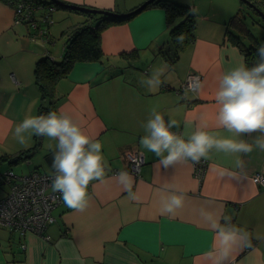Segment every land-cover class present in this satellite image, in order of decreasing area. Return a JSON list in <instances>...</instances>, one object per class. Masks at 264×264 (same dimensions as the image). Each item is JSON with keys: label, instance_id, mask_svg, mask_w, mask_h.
<instances>
[{"label": "crops", "instance_id": "crops-1", "mask_svg": "<svg viewBox=\"0 0 264 264\" xmlns=\"http://www.w3.org/2000/svg\"><path fill=\"white\" fill-rule=\"evenodd\" d=\"M18 1L0 0V173L23 162L29 172L54 174L56 142L33 135L20 145L14 130L26 117L39 115L42 97L35 81L36 62L42 57L59 62L67 39L64 31L82 22L86 12L49 0H28L36 5L32 20L18 21L14 12ZM60 1L127 14L146 0ZM173 1L189 5L196 21L194 40L173 63L163 54L173 52L165 12L150 5L106 22L99 32L102 59L75 62L56 81L53 110L72 116L84 133L102 144L106 177L90 182L89 206L83 212L68 208L61 198L52 212L55 221L45 230L48 239L0 227V264H210L206 253L214 234L198 211L206 205L231 216L232 223L251 235V248L234 254L233 264H264V187L253 180L255 174L264 175V151L254 148L242 156L239 169L233 166V157L212 153L198 178L191 161L165 170L140 144L153 109L166 121L177 120L180 127L172 130L180 134H190L206 122V131L227 135L215 127L214 94L219 76L241 58L245 62L242 48L229 37L231 32L243 41L244 28L227 24L241 15L240 0ZM161 68L163 83L152 91L144 81ZM191 72L201 76L202 87L178 91ZM256 135L242 138L252 142ZM132 153L144 159L138 174L130 169ZM1 164L8 166L1 169ZM121 171L133 177L132 190L139 200L130 199L116 183ZM168 186L186 194L185 207L175 216L159 211Z\"/></svg>", "mask_w": 264, "mask_h": 264}, {"label": "clouds", "instance_id": "clouds-1", "mask_svg": "<svg viewBox=\"0 0 264 264\" xmlns=\"http://www.w3.org/2000/svg\"><path fill=\"white\" fill-rule=\"evenodd\" d=\"M175 39L178 44H183L185 36L181 33ZM256 58L251 66L241 58L235 67L218 78L214 94L218 105L215 127L223 129L227 135L206 131V122L197 124L190 134H180L172 131L180 127L177 120L166 121L162 114L152 110L143 125L146 134L141 137L140 144L158 158L160 167L167 170L188 161L196 165L209 160L212 153H223L233 157V166L239 169L244 163L242 156L250 154L254 148L264 151V44L257 46ZM163 74L164 69H158L144 83L150 90H158L163 83ZM201 87L196 85L197 90ZM253 133L258 135L252 142L242 138ZM33 135L46 136L56 142L52 162L55 170L53 191L60 194L68 208L85 211L90 201L87 191L90 182H103L106 177L102 144L84 133L78 122L63 111L28 116L15 127L14 137L20 145H25ZM116 183L130 199L139 200L132 190L134 179L128 172L117 173ZM163 191L166 195L160 198V213L177 215L185 207L186 194L171 186ZM198 211L214 234L212 248L206 253L210 264H233L234 254L251 248L250 233L232 223L231 216L210 210L207 205Z\"/></svg>", "mask_w": 264, "mask_h": 264}, {"label": "trees", "instance_id": "trees-1", "mask_svg": "<svg viewBox=\"0 0 264 264\" xmlns=\"http://www.w3.org/2000/svg\"><path fill=\"white\" fill-rule=\"evenodd\" d=\"M250 1L255 3L260 8L262 7V11L264 12V0ZM150 5H159L165 12V20L167 26L169 27V37L173 46V52L171 55H168L167 52L163 54L169 63H173L178 58L179 53L191 44L195 38V12L189 5L178 3L173 0H154L145 7ZM136 8L131 9L129 16L138 12L135 11ZM239 12L241 15L238 14L233 16L227 24L229 26L230 24H233V26H243L245 32L244 36L248 38L249 44L245 46V43L241 40V38L233 35L231 32L229 37L233 43L242 48L245 63L251 66L256 62V49L257 46L261 45V43H259V39L255 38L256 36L251 32L250 28L244 21L243 11L239 10ZM85 16L86 18L82 22H79L77 25H73L64 31L67 39L65 41L62 58L59 62H55L49 57H42L36 62L34 69L35 81L42 97V101L38 107L39 115L54 111L53 107L55 99L53 93L55 83L58 79L67 74L75 62L99 61L103 57L99 43V32L102 27L106 25V22L116 21V19L91 13H85ZM96 16L98 18H95V20L92 19ZM94 23L95 26L93 25ZM181 33L184 34L185 40L183 44H178L175 37ZM23 155L24 152L19 154L18 157H22ZM2 176L3 174L0 173V183H3V179H1Z\"/></svg>", "mask_w": 264, "mask_h": 264}, {"label": "built area", "instance_id": "built-area-1", "mask_svg": "<svg viewBox=\"0 0 264 264\" xmlns=\"http://www.w3.org/2000/svg\"><path fill=\"white\" fill-rule=\"evenodd\" d=\"M35 8L36 5L31 1H18L14 6L17 20H32ZM44 18L45 22H49L47 15ZM197 84H201V76L191 72L178 91H195ZM128 160L132 173L138 174L140 166L144 164L143 157L132 153L128 154ZM193 166L195 176L202 178L206 168L205 161ZM54 174L32 170L24 175H16L12 170H6L1 179L9 185V190L0 198V227L19 230L21 233L32 231L48 239L49 235L45 234V230L55 221L52 212L61 203L60 194L51 187ZM253 180L264 187V175L255 174Z\"/></svg>", "mask_w": 264, "mask_h": 264}, {"label": "rangeland", "instance_id": "rangeland-1", "mask_svg": "<svg viewBox=\"0 0 264 264\" xmlns=\"http://www.w3.org/2000/svg\"><path fill=\"white\" fill-rule=\"evenodd\" d=\"M145 2V1H144ZM176 2V1H175ZM241 2V1H240ZM179 3V2H178ZM183 4V3H182ZM242 11L244 13V20L247 24V26L250 28L251 32L258 37L259 43L264 44L263 36H264V20L254 11H252L251 8H249L246 4L241 2ZM43 11L46 10V8L42 7ZM262 9V7H261ZM236 10H233L232 14L235 13ZM231 15V14H230ZM245 38V39H244ZM243 41L245 43V46L249 44V40L244 37ZM58 42H60V39H58ZM251 44V43H250ZM5 166H8L5 164ZM4 165L1 164V169H4ZM29 166L26 165L23 162H19L17 164H12L10 168H12L13 173L16 175H24L28 173L30 170L28 168ZM9 190V185L6 183H0V197H3Z\"/></svg>", "mask_w": 264, "mask_h": 264}, {"label": "water", "instance_id": "water-1", "mask_svg": "<svg viewBox=\"0 0 264 264\" xmlns=\"http://www.w3.org/2000/svg\"><path fill=\"white\" fill-rule=\"evenodd\" d=\"M153 1L154 0H146L143 4H141L138 8H136L135 11H139V10L143 9L146 5H148L149 3L153 2ZM240 1L243 2L244 4H246L249 8L252 9V11L257 13L264 20V12L262 11V9L259 6H257L255 3H253L250 0H240ZM48 2L49 3L53 2L54 4H60L61 6L69 7L70 9H73V10H79V11H83L86 13L100 14V15H103L106 17L117 18V17L129 16V13H127V14H116L115 12L110 11V10H98V9L87 8V7H82V6L68 5V4L63 3L60 0H49Z\"/></svg>", "mask_w": 264, "mask_h": 264}]
</instances>
